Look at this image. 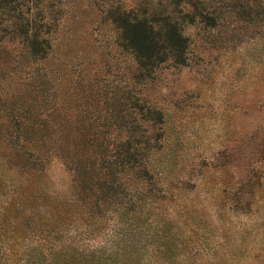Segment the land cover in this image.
<instances>
[{
	"label": "rangeland",
	"instance_id": "obj_1",
	"mask_svg": "<svg viewBox=\"0 0 264 264\" xmlns=\"http://www.w3.org/2000/svg\"><path fill=\"white\" fill-rule=\"evenodd\" d=\"M54 1L45 60L22 66L17 43L0 42V212L12 221L0 227V264H51L43 217L73 183L60 147L72 143L67 132L92 125L111 147L129 135L161 146L145 156L154 179L144 187L158 201L146 209L148 241L127 264H264V0L196 2L195 22H183L186 63L149 71L117 45L106 14L142 0ZM21 130L28 148L49 145L42 177L9 168L6 133ZM108 239L69 243L88 250Z\"/></svg>",
	"mask_w": 264,
	"mask_h": 264
},
{
	"label": "trees",
	"instance_id": "obj_2",
	"mask_svg": "<svg viewBox=\"0 0 264 264\" xmlns=\"http://www.w3.org/2000/svg\"><path fill=\"white\" fill-rule=\"evenodd\" d=\"M200 1L142 0L130 9L121 5L111 7L106 14L118 32L117 45L130 52L141 69L149 71L169 59L179 65L186 63L189 40L184 35L183 22H195L190 9L195 10L196 2ZM54 5V0H0V42L17 43L22 66L50 55L51 31L58 22L56 17H51ZM3 50L6 61L12 52L8 48ZM154 115L155 121H160L159 113ZM82 127L67 132L66 139L72 143L60 147L68 171L73 170V183L60 192L71 193L70 199L55 200L56 204L51 201V220L49 216L43 217L51 223V249H47L51 250L50 261L51 264H125L144 252L143 243L148 241L143 240L145 213L149 200L156 204L158 201H153L152 190L144 187L154 179L145 156L151 151H161V146L156 142L142 147V141H134L129 135L124 142L111 147L104 139L107 131L94 125ZM50 130H40L37 134L49 136ZM22 132L18 136L6 133L16 162L10 163L9 168H21L24 173L42 177L46 171L43 156L47 157L49 145L28 148L22 142ZM130 173L131 177L138 176L136 180L142 186L135 187L141 192L128 188ZM154 200L162 198L156 196ZM11 222L9 209L5 208L0 212V227L10 226ZM105 234L109 239L100 247L84 250L69 243L75 238L96 240ZM108 252L112 256L108 257ZM117 258H121L120 262Z\"/></svg>",
	"mask_w": 264,
	"mask_h": 264
}]
</instances>
